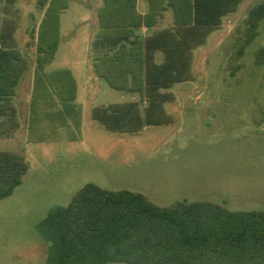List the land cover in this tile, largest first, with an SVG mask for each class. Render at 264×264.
<instances>
[{
    "label": "rangeland",
    "instance_id": "obj_1",
    "mask_svg": "<svg viewBox=\"0 0 264 264\" xmlns=\"http://www.w3.org/2000/svg\"><path fill=\"white\" fill-rule=\"evenodd\" d=\"M261 1L243 0L195 49L193 80L169 89V124L116 133L93 118L94 109L139 102L140 94L114 89L95 73L91 47L103 0H18L17 41L23 51L28 42L33 47L14 100L20 127L0 138V151L21 155L29 171L0 199V264H45L44 220L90 183L139 192L159 206L207 201L264 210V68L255 66L264 19L238 56L249 11ZM138 9L147 12V0ZM171 23L168 13L159 27ZM40 39L46 50L59 46L38 71Z\"/></svg>",
    "mask_w": 264,
    "mask_h": 264
},
{
    "label": "trees",
    "instance_id": "obj_2",
    "mask_svg": "<svg viewBox=\"0 0 264 264\" xmlns=\"http://www.w3.org/2000/svg\"><path fill=\"white\" fill-rule=\"evenodd\" d=\"M138 1L103 0L98 12L99 31L91 47L96 75L114 89L140 94L139 102L94 109L93 118L110 132L137 133L146 124H169L165 104L174 100L169 89L193 80L195 49L222 28L243 0H147L144 14ZM1 3L0 138H8L20 127L14 100L33 42L23 51L17 41V0ZM168 13L172 23L159 27ZM263 19L264 0L249 11L238 56L257 37ZM41 41L38 71L55 59L59 46L58 41L46 50ZM255 66L264 68V48ZM28 171L21 155L0 151V199L10 196ZM42 232L49 245L45 264H264V210L232 211L207 201L159 206L142 193L92 183L67 207L50 213Z\"/></svg>",
    "mask_w": 264,
    "mask_h": 264
},
{
    "label": "crops",
    "instance_id": "obj_3",
    "mask_svg": "<svg viewBox=\"0 0 264 264\" xmlns=\"http://www.w3.org/2000/svg\"><path fill=\"white\" fill-rule=\"evenodd\" d=\"M17 2H18V0H17ZM146 11H142V13H145ZM148 34V31L145 29V28H143L142 30H141V35H143V36H146Z\"/></svg>",
    "mask_w": 264,
    "mask_h": 264
}]
</instances>
